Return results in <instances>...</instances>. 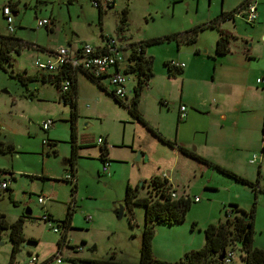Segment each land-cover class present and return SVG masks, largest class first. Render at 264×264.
Wrapping results in <instances>:
<instances>
[{"label":"rangeland","instance_id":"rangeland-1","mask_svg":"<svg viewBox=\"0 0 264 264\" xmlns=\"http://www.w3.org/2000/svg\"><path fill=\"white\" fill-rule=\"evenodd\" d=\"M6 1L0 0L1 35L8 34L1 15V6L7 4ZM12 1L16 3L15 14L10 12L12 35L19 39L22 47L19 53L10 54L6 71L33 73L31 62L50 59V51L58 44L69 42L73 46L87 42L96 45L103 36L118 38L121 35L137 42L175 33L176 40H163L144 47V56L150 57L152 75L139 91L135 105L153 131L173 141L178 118L169 104L162 103L167 100L158 96L162 77L166 76L162 62L172 60L177 48L183 49L193 43L187 41L192 28L205 23L206 17L217 14L220 8H232L239 0H113L112 6L101 8L99 16L89 0ZM122 7L126 8V20L120 24L117 19ZM41 19L48 21L47 29L36 27ZM260 21L264 30V15ZM117 26L122 28L121 32L116 31ZM250 26L242 23L237 36L248 43L256 42L252 47L256 56L251 64L257 72L264 69V40L256 36L249 40L246 34ZM75 76L78 83L72 140L77 147L84 144V148L75 150L74 189L70 192V184L61 178L70 173L66 163L70 147L68 105L62 103L49 81L38 79L24 87L0 70V182L9 179L8 187L0 189V214L8 223L22 218V240L11 258L12 264H31V256L36 258L35 264H49L46 259L53 255L62 231L64 243L59 248V264H71V260L74 264H82L83 260L108 255L118 261L135 263L142 207L131 206L133 224L128 225L127 211L122 203L123 188L127 183L137 196L151 195L149 177L162 174L168 181L175 178L174 185L186 191L189 199L196 197L198 202L189 203L180 223L153 224L152 236L158 254V257L152 255L153 258L165 261L163 257H169L166 262L176 261L171 259L181 252V244L187 240L185 229L189 232L193 223L203 219L221 220L222 209H228L230 204L243 211L253 204L251 245L264 252V158L259 164L258 152L254 154L252 167L246 168L241 176L252 183V188L211 168L199 174L195 166L201 163L178 156L172 160L174 151L130 117L123 106L116 104L80 72L76 71ZM127 76L125 84L133 85L134 74L128 72ZM102 84L108 89L105 81ZM169 89L176 98L177 84ZM131 97L130 90L124 102L129 103ZM44 118L52 121L47 135L39 126ZM96 137L101 142L103 138L107 152L104 174H96V169L98 173L100 169L98 146L94 144ZM43 139L48 142L50 139L52 146L43 143ZM188 149L191 150V146ZM255 188L258 191H254ZM37 197L45 198L43 205L36 201ZM118 205L122 209L116 218L114 212ZM67 207L72 211L68 226L62 229L56 224L64 218ZM25 208L30 210L28 216L23 215ZM42 213L50 216L49 224L56 232L51 231L48 222L40 219ZM191 233H196L195 229ZM76 247L79 249L74 250ZM229 247L232 258L227 264H242L237 246ZM10 255L9 230L3 229L0 231V264H10Z\"/></svg>","mask_w":264,"mask_h":264},{"label":"crops","instance_id":"crops-1","mask_svg":"<svg viewBox=\"0 0 264 264\" xmlns=\"http://www.w3.org/2000/svg\"><path fill=\"white\" fill-rule=\"evenodd\" d=\"M242 1L239 0L236 5ZM253 1L255 20L249 24L251 26L246 35L249 37V40L250 38L254 39L255 36L257 38L261 37L260 39L264 40V30L261 29L262 22L260 21V18L264 15V8H262L264 6V0ZM112 4L113 0L111 6ZM233 7L220 8L218 13L228 12ZM10 12L12 15L15 14L11 10ZM217 14L213 13L207 16L205 21L211 20ZM242 23L244 22L240 18L231 17L229 19L219 20L218 24L215 25L217 29L233 37L228 42L227 52L223 54H215L213 52V45L216 38L215 28L211 27L207 28L208 30L204 29L201 30L202 32H196L191 41V43L193 42L192 44H189V46L183 49L177 48L175 57H172V60L164 59L165 62L172 61L176 64H181V66L172 69L176 70L172 75L165 73L166 76L162 77L158 92V96L167 100V102L162 100V103L165 106L169 104V108L174 109L176 119L178 118V106L184 107L183 117L181 119L178 118L174 125L172 142L175 146L186 149L238 176H244L243 174L246 172V168L250 169L252 167L253 161H251L250 155L253 156L254 160L256 158L254 154L258 152L257 158L259 164H261L264 158V69H259L255 72L251 64V59L256 56L255 50L252 48L256 42L252 40L248 43L242 37L244 44L241 41L242 38L237 36V30L240 27L242 28ZM121 38V40L133 42L122 35ZM61 45L63 44H58L57 46ZM63 46H68L69 48L77 47V45L71 46L69 42ZM30 74L39 76V73L35 72ZM45 74L47 73L43 75ZM81 75L85 77L83 74ZM38 79L40 80L41 78ZM255 79L259 81L255 82ZM74 80L76 90L78 82L75 75ZM175 84H177V93L176 98H173L171 91L169 93V88L175 86ZM101 85L107 91L104 84ZM131 86L132 83L125 84V99ZM166 89L168 90L167 92H165ZM87 106V104L84 105L85 108ZM162 135L165 136L163 133ZM48 140L53 144L50 139ZM75 143L76 141L74 142L76 146ZM102 143L104 145L103 138ZM83 145L76 147V150H82L84 148ZM189 146H191V150L188 149ZM170 149L174 151L172 152V160L178 156L182 157V159H189L191 162L194 161L179 153L175 147H170ZM105 158L106 160L108 158L107 152ZM195 168L199 174L209 169V167L202 164L199 166L196 164ZM73 173L74 169L72 171ZM96 174H98L97 169ZM152 176H155L158 180H165V183L170 187V190L175 196L180 194H186L188 196L186 191L178 189L174 185L176 184L175 178H170L168 181V177L164 175L163 177L161 175ZM190 202H198V199L196 198V201ZM209 220L203 219L199 223H193L189 232L185 229L184 233L187 240L181 244V252L175 253V258L171 260H177L180 256L179 254L185 251L200 247L202 234L199 233L205 224L210 222ZM193 229H195L196 233L190 234ZM188 234L191 236H188ZM150 251L151 255L158 257L156 253L157 249L155 251L154 236L150 240ZM163 258L165 261H169V257Z\"/></svg>","mask_w":264,"mask_h":264},{"label":"trees","instance_id":"trees-1","mask_svg":"<svg viewBox=\"0 0 264 264\" xmlns=\"http://www.w3.org/2000/svg\"><path fill=\"white\" fill-rule=\"evenodd\" d=\"M9 9L15 12L16 3L12 0L6 1ZM241 3V2H240ZM110 7V6H107ZM233 9L228 12H219L211 20L195 26L191 30V37L187 40L192 41L194 33L204 27L211 28L216 25V22L222 19L231 18V13ZM101 10L97 9V14L99 16ZM119 23H124L126 20V8L122 7L119 10L118 19ZM48 27H45L47 29ZM216 29V38L213 45V52L215 54H223L227 52V46L230 39L233 37L220 30ZM122 28L120 26L116 27V31L121 32ZM175 33H169L159 37H150L137 42H129V50L127 53V62L124 68L125 73L134 74V83L131 86L132 97L129 103L118 100L110 92L106 91L103 86L93 80L92 78L85 76V78L94 84L98 89L107 93L112 100L123 106L126 112L134 120L139 122L147 131H149L159 142L163 143L168 147H175L176 150L182 155L201 163L202 165L209 167L216 172L227 176L234 181L241 184L250 186L252 188V183L248 182L241 176L234 174L233 172L218 166L208 160H205L192 152L183 149L181 147L175 146L172 141H169L157 132L153 131L141 118L140 114L136 110V102L139 91L146 84L147 80L151 76L150 71V57L143 56V48L146 45L152 43H158L163 40L175 39ZM117 38V37H116ZM118 39H122L118 36ZM176 40V39H175ZM22 44L19 39L14 37L12 34L1 35L0 34V70L6 73V76L13 79L18 84L22 86H27L30 81L38 80L36 74H28L26 72H12L6 71V66L10 65V54L19 53ZM38 47V46H37ZM41 49L40 47H38ZM163 66L165 67L166 74L172 75L176 70L168 65V62L163 61ZM171 68V69H170ZM79 72V71H78ZM76 70L69 69L66 66L59 67L54 73L50 74V83L54 85L57 90L59 84L62 80L68 81V86L66 90L62 93H58L62 103L68 105V120H69V140L70 147L66 163L70 171V175L73 176V164L75 159L76 147L72 140V124L76 117L75 114V80L74 75ZM41 82H45L44 78L40 79ZM58 91V90H57ZM31 92L27 93L30 96ZM46 133V132H45ZM47 140V139H46ZM47 145L51 147V143L47 141ZM7 149H11L10 146H6ZM106 149L103 143L98 146V156L97 159L101 161L106 160L105 158ZM65 181V180H64ZM67 182V181H66ZM149 182L152 184V194L139 197L136 195L135 190L130 188L127 184L124 185L122 193V203L127 211V223L128 225L133 224V218L131 214V206L140 205L142 207V226L140 230L139 245H138V255L137 261L135 263L122 262L113 259L112 255H108L106 258L97 259H86L82 261V264H221L217 256L220 251L225 249H230V245L235 244L240 252V260L242 264H264V252L251 245V234H252V216H253V204L247 211L239 209L235 204H230L228 209H222L223 218L221 220H216L214 222H208L201 230L202 242L199 248L188 250L182 253V255L173 262H166L158 260L152 257L150 251V240L153 233V224H171L180 223L183 220V215L189 207L190 199L186 194H180L174 198H170L168 193L171 192L170 187L165 183V180H158L155 176L149 177ZM69 183V182H68ZM70 184V192H73L74 182ZM6 189V188H5ZM254 191H258L255 188ZM253 191V192H254ZM255 193V192H254ZM72 209L70 207L66 208L65 216L56 225H59L62 229L68 226V220L70 218ZM49 216V215H48ZM50 218V216H49ZM22 218H18L15 221L8 223L3 215L0 214V231L3 229L9 230V240L11 242V255L10 264H12L11 258L16 253L18 249V244L22 240L21 236ZM64 241V231L58 235L56 240V248H58L59 243ZM74 264V261H70Z\"/></svg>","mask_w":264,"mask_h":264},{"label":"built area","instance_id":"built-area-1","mask_svg":"<svg viewBox=\"0 0 264 264\" xmlns=\"http://www.w3.org/2000/svg\"><path fill=\"white\" fill-rule=\"evenodd\" d=\"M92 7L100 9L103 7L111 6L112 0H89ZM1 15L4 18L6 29L8 34H12V17L10 14V9L7 4H2ZM231 17H238L244 23L250 24L255 20V7L253 0H243L241 3L237 4L231 13ZM48 21L46 19H41L36 22V27H47ZM129 50V42L125 40H120L116 37L103 36L96 45H91L87 42H82L75 48H69L68 46H57L52 51H50L51 58L45 60L34 59L31 62V66L35 73H54L59 67L66 66L69 69L82 72L89 78L102 84L105 81L108 85L107 91L110 92L114 97L120 101H125V81L128 76L123 70L126 65L127 53ZM168 65L175 68L180 67L181 64H176L172 61L168 62ZM255 79V82H258ZM68 86L67 80H62L58 87V93H62L66 90ZM183 106H178V118L183 117ZM50 118H44L40 122V128L43 132H47L51 124ZM43 143L47 144V140L43 139ZM94 144L99 146L101 144L100 138H95ZM253 156H251V161ZM107 166V160H103L100 163V169L98 174H104ZM163 177V175H161ZM69 183L74 181L73 176L70 174H65L61 177ZM9 179L0 182V189H5L8 187ZM170 198H174L175 194L171 191L168 193ZM36 201L43 205L45 198L37 197ZM191 201H196L195 197L191 198ZM40 219L43 222H48V225L52 232H56V228L49 224V216L45 213L40 215ZM64 241L59 243L58 248H54L53 255L46 259V263L49 264H59L61 260V255L59 252L60 245ZM76 247L74 250H78ZM232 258V251L230 249L223 250L222 257L220 259L221 264H227ZM29 262L35 264L36 258L34 256L30 257Z\"/></svg>","mask_w":264,"mask_h":264},{"label":"water","instance_id":"water-1","mask_svg":"<svg viewBox=\"0 0 264 264\" xmlns=\"http://www.w3.org/2000/svg\"><path fill=\"white\" fill-rule=\"evenodd\" d=\"M45 28V27H44ZM38 78H44L45 81H50V74H39ZM121 209H122V206L121 205H118L117 206V209L115 210L114 214H115V217L118 218L121 214ZM30 214V210L28 208H25L24 211H23V215L25 216H28ZM222 254H223V250L219 252L218 256H217V259L220 260L221 257H222Z\"/></svg>","mask_w":264,"mask_h":264},{"label":"flooded vegetation","instance_id":"flooded-vegetation-1","mask_svg":"<svg viewBox=\"0 0 264 264\" xmlns=\"http://www.w3.org/2000/svg\"><path fill=\"white\" fill-rule=\"evenodd\" d=\"M150 185H151L150 187H151V190H152V184L150 183ZM134 190H135V189H134ZM147 195H148V194H147Z\"/></svg>","mask_w":264,"mask_h":264}]
</instances>
